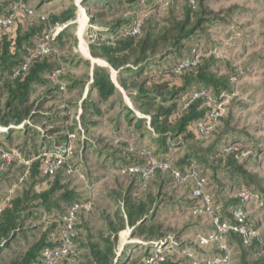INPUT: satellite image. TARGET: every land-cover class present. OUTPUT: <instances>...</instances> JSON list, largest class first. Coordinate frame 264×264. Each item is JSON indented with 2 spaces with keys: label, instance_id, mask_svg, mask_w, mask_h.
Returning a JSON list of instances; mask_svg holds the SVG:
<instances>
[{
  "label": "trees",
  "instance_id": "obj_1",
  "mask_svg": "<svg viewBox=\"0 0 264 264\" xmlns=\"http://www.w3.org/2000/svg\"><path fill=\"white\" fill-rule=\"evenodd\" d=\"M27 1L24 0V5H27ZM53 1L55 0H36V10L31 12L39 17V20L30 24L26 30L23 31L21 27H18L11 32L10 27L0 32V129H6L5 133H0V153H13L16 155L15 160L17 154L8 150L7 146H12L24 138V146L27 147L30 144L28 142L30 135L41 136L40 139L44 142L49 139L48 135L51 137L60 132L51 128L43 136L35 129V123L42 121L48 125H54L67 120L60 112H51L46 106L55 100L58 90L61 89L60 86L53 87L62 71L56 52L63 50L69 39L76 42L69 31L74 27L77 8L72 5L58 15L48 18L38 15L39 10ZM158 1L160 6L161 0ZM141 4L149 7L150 2L80 0V5L86 8L89 17L91 26L89 33L94 32L92 27L97 26L98 29L95 32L98 35L104 33L108 37L106 41H100L98 38L90 40L89 54L92 59L106 62L109 69L116 72L118 86L112 82L108 68L94 66L89 80V96L81 103L82 113L79 119L82 124H85L90 117L102 116L101 104H107V112L113 111L116 106L120 107L119 117L129 125L131 121L134 122L133 131L134 135H137V143L132 147L127 144L121 150L125 161L117 168V172L120 174L122 169L130 167L148 168L151 162L146 156L140 154L141 150L148 152L154 161L167 165L169 169L154 170L144 186L139 174L123 175L134 179L125 191L118 189L111 196L116 209L112 218L104 216L102 228L95 235H91L84 225L80 228L73 226V236L70 238L73 253L60 256L55 264H82L80 251L84 253L82 259L85 264H146V260L152 255L153 244L161 242L164 237L158 233L159 227L154 224L159 195L147 189L152 180L156 181L157 191H161L170 181L178 184L172 176V170L183 174L193 170L198 177L204 178L205 174H201L199 168L204 165L206 168L211 167L208 163L211 159L218 164L225 162L232 177H236L242 184L240 191L247 193L250 197L254 195V189L260 186L257 176L247 173L236 164L234 155L238 152H225V149L230 148L229 144H225L221 150H214L212 147L205 150H198L191 146L184 147L183 142H191L199 135L202 136L197 129L198 123H203L206 128L211 126L213 120L210 115L215 111L209 104L217 102L222 94L230 92L228 78L218 77L212 72V68L218 67L217 61L212 58L197 59L194 66L190 65L182 69L180 73L174 71L182 61L194 59L193 57L183 58L180 50L184 48L185 41L194 38L193 35L204 21L203 12L193 13L195 6L191 3L185 18L181 21L167 20L161 28L148 22L145 26H140L138 35L120 34L119 31L122 29L131 30L135 23L133 20H114L115 17L122 13H136ZM171 4L172 1L167 8ZM8 16H10L9 13H0V17ZM108 19L109 22H107ZM59 28L60 30L57 31ZM46 37H49V52L40 56L36 53V47L44 43ZM30 55L32 57L25 71L13 78L14 72L22 67ZM84 64L89 68V61H84ZM73 65L76 64L73 63ZM56 74V79L51 80L50 78ZM77 84L78 81H72L70 87L74 88ZM36 89H45V93L32 99ZM119 89L125 93L133 109L124 105ZM201 90L210 96L211 102L199 98L183 109L192 94ZM92 93H95L94 97ZM135 112H138L141 117H137ZM92 125L97 124L92 122ZM19 126L22 128H18ZM115 129L120 130L118 122H115ZM69 131L71 132L72 129ZM146 137H149L148 143L145 146L140 145ZM67 142L66 135H57L53 146L38 149L32 148V145L28 146L30 152H27L23 160L30 162L29 168L26 173L25 166L21 164V174L13 186L14 189L24 184L23 193L0 201V264H40L43 250L57 249L62 245L61 233L66 228L64 218L70 208L80 205L82 201L72 190H69V185L66 183L69 177V166L65 156L64 162L53 175H44L42 169L47 156L66 148ZM183 147L185 150L182 157L175 155L171 158L170 151L175 149L180 151ZM12 164L0 173V179L7 175ZM25 173V177L20 181ZM27 182L29 186L26 185ZM184 186L188 189L189 196L193 189V182L188 181ZM135 187L142 192L136 194ZM225 207L230 209L226 214L227 218L223 215L224 208L220 207L218 215L221 221L229 223L234 222L232 217L234 210L238 208L244 210L240 198L226 204ZM179 208L189 210L192 215L191 212L194 209L202 208V203L198 198L186 197L179 203ZM28 219H38L43 222L39 237L27 245L22 253H11L12 256L5 260L6 253L11 252V246L16 241L25 239L24 225ZM245 226L249 231H255L254 226H249L247 218ZM77 229L86 232L84 237L87 239L86 242L76 240L74 231ZM126 229H129L131 238L143 239L148 244L136 258L124 252L120 256L116 254L119 235L125 233L123 231ZM227 237L235 240L240 246H248L250 254L255 253L256 249L262 246L256 238L253 239L254 246L249 245L250 243L245 245L240 235L230 232L224 235L228 250ZM128 248L141 247L132 244ZM217 249L220 255L218 244ZM173 258V250L168 251L159 264H188L186 257L185 262L175 261ZM243 264L246 263L243 261Z\"/></svg>",
  "mask_w": 264,
  "mask_h": 264
},
{
  "label": "rangeland",
  "instance_id": "obj_2",
  "mask_svg": "<svg viewBox=\"0 0 264 264\" xmlns=\"http://www.w3.org/2000/svg\"><path fill=\"white\" fill-rule=\"evenodd\" d=\"M145 2H150L149 7L141 4L136 13L118 14L114 20H133L139 26L151 22L153 26L161 28L167 20L177 22L183 20L191 3L195 6L193 13L202 11L204 14L202 17L204 21L193 35L194 38L183 43L184 48L180 50V54L183 58L216 60L218 67L211 70L218 77L228 78L230 92L222 94L217 102L209 104L217 117L206 133L191 142L183 143L184 147L191 146L198 150L211 147L214 150H221L225 144H229L230 153L238 152L234 155L236 164L260 180V186L254 189V195L244 202V211L249 226H254L255 230L251 233L249 245L254 246L253 239L256 238L262 245L261 248L250 254L248 246H240L229 237H227V245L230 252L229 264H243V261L246 264H262L264 259V0H172L170 7L165 9L158 6V0H145ZM72 5L76 6L77 10L74 27L69 34L73 35L76 42L69 39L63 50L56 52L62 71L53 87L60 86L61 89L58 90L55 100L46 106L51 112H60L67 120L54 125L42 121L35 123V129L43 136L51 128L60 131L51 137L48 135L49 139L44 142L40 139L41 136L30 135L28 136L30 144L27 147L24 146V138L6 147L14 151L17 157L7 175L0 179V201L23 193L24 184L14 189L13 186L22 171L19 160H23L27 152H30L28 146L32 145V148L37 149L53 146L57 135H66L68 145L59 151L64 154L70 170L66 183L69 185V190H72L82 201L80 205L91 204V209L88 211L79 209L76 212L73 225L76 228L84 225L91 235H95L102 228V218L106 216L111 219L116 210L111 196L118 189L125 191L134 179L120 175L117 168L125 161L121 150L127 144L132 147L137 143V135H134L133 131L134 122L131 121L129 125L119 117L120 107L117 106L113 111L107 112V104H101L102 116L90 117L85 124L81 123L79 119L82 113L81 103L89 96V80L93 67L109 69L103 60L92 58L94 62L90 60L89 56L82 52L81 45L85 46L88 54L90 40L98 38L100 41H106L108 37L104 33L98 35L95 32L97 26L92 27L94 32L89 33L91 27L89 17L86 8L80 5V0H55L39 10L38 15L48 18L58 15ZM36 6V0H28L25 9L17 8L13 0H0V13H9L12 16L11 32L18 27L24 31L30 24L39 20V17L31 12L36 10ZM83 19L85 24L82 29ZM84 61H89V68ZM109 73L112 81L118 86L116 72L109 69ZM72 81H78L74 88L70 87ZM120 92L124 105L133 109L125 93L122 90ZM44 93L45 89H36L32 99ZM92 96L94 97L95 93H92ZM135 114L141 117L138 112ZM92 122L97 125H92ZM115 122L119 123L118 131L115 129ZM2 130L1 128L0 133L6 132ZM147 131L150 132L148 129ZM148 138L146 137L140 145L145 146ZM184 147L180 151L178 149L170 151L171 158L175 155L182 157ZM208 163L211 167L206 168L204 165L199 168L200 173L205 174L204 191L213 206L224 208L223 215L227 218L226 214L230 209L225 205L239 198L243 186L236 177H232L225 162L218 164L209 159ZM155 184L156 181L152 180L147 189L159 195L154 224L159 227L158 233L164 236L161 242L166 244L165 248H173V259L185 262L183 252L187 249L202 257L217 256L219 251L216 241H211L205 246H201L198 242V236H212L214 233L209 216H193L189 210L179 208V203L189 197L188 189L184 185L170 181L161 191H157ZM26 185L29 186V182ZM135 188L136 194L142 192ZM42 224L41 220L28 219L24 225L25 239L16 241L11 246V252L6 253L5 260L12 256L11 253H22L27 245L37 239ZM123 232L125 233L119 235L116 254L120 256L124 252L136 258L146 249L147 245L144 244L147 243L143 239L128 238L129 229ZM74 236L76 240L82 242L87 240L84 238L86 237L84 230L77 229L74 231ZM132 244L141 248H128ZM83 255L84 253L80 251V262L85 264Z\"/></svg>",
  "mask_w": 264,
  "mask_h": 264
},
{
  "label": "built area",
  "instance_id": "obj_3",
  "mask_svg": "<svg viewBox=\"0 0 264 264\" xmlns=\"http://www.w3.org/2000/svg\"><path fill=\"white\" fill-rule=\"evenodd\" d=\"M172 0H161L160 6L161 8L165 9L169 5V3ZM15 4L17 5V8L19 9H25L24 0H14ZM12 16L8 17H0V32L6 31L12 26ZM140 26L137 24H134L131 30L122 29L119 31L122 35H138L140 34L139 30ZM57 29V31H59ZM46 41L42 44H39L36 47V53L40 56L46 55L49 52L48 48V40L49 37L45 38ZM32 55H30L26 60L25 63L22 65V67L14 72L13 78H15L20 72L25 71L28 61L31 59ZM197 63V59H193L192 61H182L177 68L174 70L175 73H180V71L184 68L189 67L190 65L194 66ZM57 77L56 75H53L50 79L55 80ZM204 98L207 102H211L210 96L203 90L195 92L190 97V100L184 104L183 109L189 105L190 102L194 101L195 99ZM217 117L216 112L212 113L210 115V118L215 121ZM197 129L199 130L200 134L204 135L208 128L204 126L203 123L197 124ZM6 131V130H2ZM231 151V148L225 149V152ZM60 153V155L58 154ZM55 154H49L47 158L43 162V169L42 173L44 175H53L57 169L60 167V165L64 162V154L61 152H58ZM140 154L142 156H146L150 162L151 165L148 168L145 169H139L135 167L125 168L120 171V175H134L139 174L142 179V186H144L145 182L150 178L153 171L156 169H159L161 171H165L169 169V167L165 164H162L160 162H156L152 159L150 154L144 150L140 151ZM15 161V155L12 153H0V173L5 171L12 162ZM19 163L23 164L27 169L29 168V161L19 160ZM70 172V170H69ZM26 173L20 178V181L25 177ZM172 176L174 180L178 182V184L184 185L188 181L193 182V189L190 192L189 197L190 198H198L202 203L201 209H194L191 213L193 216H209L211 219L212 226L214 228V233L212 236H198V242L201 246L207 245L211 241H216L218 244V247L221 251L220 255L212 256V257H202L198 256L193 251L187 249L185 250L184 257L187 258L188 264H229L230 263V252L226 247V244L224 242V235L230 232H233L235 234H238L241 236L243 243L245 245H248L250 243V236L251 231L248 230V228L245 226L246 222V213L242 208H238L232 212V217L234 222L229 223L226 221H221L220 216L218 215V211L220 210V206H213L211 204V200L209 196L205 193L204 189L206 186V180L204 178L198 177V174L191 170L186 172L185 174L180 173L179 171L172 170L171 171ZM239 198L241 199L242 205L244 206V202L250 198V196L245 193L241 192L239 194ZM90 203H83L81 205H75L72 208H70L67 212L66 217L64 218V221L66 223L65 230L62 231V245L58 247L57 249H45L43 250L41 254V261L40 264H55L57 259L66 254H72L73 248L71 246L70 238L73 236L72 233V227L74 215L79 209H84L88 211L90 209ZM1 210V205H0ZM148 245V244H144ZM164 243L158 242L153 244L152 255L146 260V264H159L163 260V255L173 250V248H165Z\"/></svg>",
  "mask_w": 264,
  "mask_h": 264
},
{
  "label": "bare ground",
  "instance_id": "obj_4",
  "mask_svg": "<svg viewBox=\"0 0 264 264\" xmlns=\"http://www.w3.org/2000/svg\"><path fill=\"white\" fill-rule=\"evenodd\" d=\"M85 16V15H84ZM84 24H85V20L83 19L82 20V29H83V27H84ZM81 50H82V52L86 55V56H88V54H87V51H86V48H85V46L84 45H81Z\"/></svg>",
  "mask_w": 264,
  "mask_h": 264
},
{
  "label": "water",
  "instance_id": "obj_5",
  "mask_svg": "<svg viewBox=\"0 0 264 264\" xmlns=\"http://www.w3.org/2000/svg\"><path fill=\"white\" fill-rule=\"evenodd\" d=\"M88 56H89L88 58H89L90 60H92L91 57H90V55H89V53H88ZM92 61H93V60H92ZM93 62H94V61H93ZM112 82H113V81H112ZM113 83H114V82H113ZM114 84H115V83H114ZM115 85H116V84H115ZM128 238H130V236H128Z\"/></svg>",
  "mask_w": 264,
  "mask_h": 264
}]
</instances>
